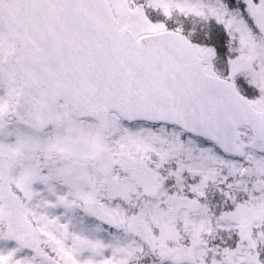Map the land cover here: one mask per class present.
<instances>
[{
	"label": "snow or ice",
	"instance_id": "1",
	"mask_svg": "<svg viewBox=\"0 0 264 264\" xmlns=\"http://www.w3.org/2000/svg\"><path fill=\"white\" fill-rule=\"evenodd\" d=\"M0 264H264V0H0Z\"/></svg>",
	"mask_w": 264,
	"mask_h": 264
}]
</instances>
